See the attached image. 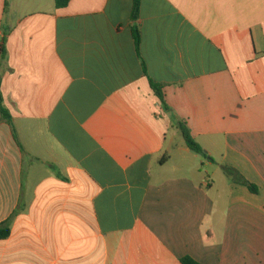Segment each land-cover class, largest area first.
<instances>
[{
    "label": "crops",
    "instance_id": "1",
    "mask_svg": "<svg viewBox=\"0 0 264 264\" xmlns=\"http://www.w3.org/2000/svg\"><path fill=\"white\" fill-rule=\"evenodd\" d=\"M133 8L0 0V264H264V0Z\"/></svg>",
    "mask_w": 264,
    "mask_h": 264
},
{
    "label": "trees",
    "instance_id": "2",
    "mask_svg": "<svg viewBox=\"0 0 264 264\" xmlns=\"http://www.w3.org/2000/svg\"><path fill=\"white\" fill-rule=\"evenodd\" d=\"M133 1H134V8H133L132 18H133V20H137L139 13H140L142 0H133ZM70 2H71V0H56V6L58 9H63V8L68 7ZM137 40H138V44H139L140 38H139L138 33H137ZM153 89L165 107L166 103H165V95L163 92V87L153 84ZM0 110H1L2 118L5 121H7L10 125H12L13 124L12 123L13 122L12 116H11L10 112L4 107V101H3L1 93H0ZM177 128L180 130L181 134L183 135L187 146L192 151H195L196 153H198L200 155L206 156L204 151L202 150V148L193 139L191 131L189 130V128L185 124L179 123ZM225 170H226L228 175L233 177L234 180H236L238 182H244L243 179L240 177V175H238V173H236L235 171L228 169V168H226ZM249 189L252 193L258 192V189L253 185H249ZM10 234H11V220L0 225V240H5V239L9 238ZM181 263L182 264H200L190 257H186V258L182 259Z\"/></svg>",
    "mask_w": 264,
    "mask_h": 264
},
{
    "label": "water",
    "instance_id": "3",
    "mask_svg": "<svg viewBox=\"0 0 264 264\" xmlns=\"http://www.w3.org/2000/svg\"><path fill=\"white\" fill-rule=\"evenodd\" d=\"M193 153H194V154H196V152H195V151H193Z\"/></svg>",
    "mask_w": 264,
    "mask_h": 264
}]
</instances>
